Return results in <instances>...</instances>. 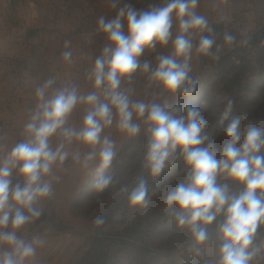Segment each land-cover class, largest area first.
<instances>
[{
	"label": "clouds",
	"instance_id": "obj_1",
	"mask_svg": "<svg viewBox=\"0 0 264 264\" xmlns=\"http://www.w3.org/2000/svg\"><path fill=\"white\" fill-rule=\"evenodd\" d=\"M197 5L198 0H167L162 6L142 11L125 5L110 20L100 17L99 30L107 35L110 44L96 58L88 78L95 89L102 91L103 100L95 91L79 94L76 85L54 89L49 97L47 92L54 84L51 78L36 89L38 103L24 126L26 138L0 155V264H27L36 256L42 242L25 240L18 233L42 215L37 205L53 195L52 184L45 178L52 174L57 162L68 159L66 146L76 141L91 149L83 155L75 152L72 159L84 168L97 161L93 183L96 193L103 194L113 184L114 177L106 170L116 158L117 149L115 141L102 137V132L112 126L115 117L121 133L138 135L141 125L133 120L134 114L147 124L144 166L150 177H160L166 167L174 164L177 152L187 166L184 181L167 189L164 204L175 210L177 225L192 233L189 251L197 256L203 254L202 246L209 240L208 227L223 216L216 229L217 264H252L264 254V241L255 242L257 229L264 226V127L249 122L242 136L241 120L247 114L237 115L224 130L221 147L215 141L204 146L209 120L197 105L188 102L185 114H179L182 110L178 105L132 101V90L122 87V82L131 81L139 70L150 72L149 82L158 83L170 94L191 98L197 93L198 80L190 75L193 52L213 54L216 43L213 36L200 35L194 45L196 34L211 31L207 18L197 13ZM173 14L177 24L173 50L170 55L158 57V66L152 70L149 62L141 63V57L145 50L168 45ZM124 20L126 33L122 30ZM235 42L233 34L224 35L226 45ZM71 55L69 51L63 53L65 60H70ZM78 104L91 107L77 130L66 125ZM232 109L233 101L229 100L222 122ZM57 134L60 141L53 149L50 138ZM14 171L23 178L22 184L13 185ZM221 175L240 185L241 190L230 192L227 183L218 184ZM147 192L148 182L141 178L128 195L130 206L147 207Z\"/></svg>",
	"mask_w": 264,
	"mask_h": 264
},
{
	"label": "rangeland",
	"instance_id": "obj_2",
	"mask_svg": "<svg viewBox=\"0 0 264 264\" xmlns=\"http://www.w3.org/2000/svg\"><path fill=\"white\" fill-rule=\"evenodd\" d=\"M235 11L240 17H235L230 23V14H236ZM123 22L125 27L122 30L126 33V20ZM225 30L221 35L209 34L216 42L213 54H197L195 63L190 61V75L198 80L197 93L193 97L163 91L158 83L149 82L150 72L141 73L138 70L131 81L122 82V87L132 90V101L178 105L182 110L179 114H185L186 103L197 105L209 120L205 129L208 139L204 146L215 141L218 148L222 146L224 130L234 116L247 114V118L241 120L239 130L242 136L249 122L264 127V0H249L248 6L241 9L228 8ZM226 33L236 37L231 46L224 43ZM109 44L106 39L105 46ZM92 47V42H89L85 57H76L78 62L83 60L85 66L88 63L86 78L89 82L92 80L88 75L96 60ZM172 50L171 41L165 47L157 45L152 51L145 50L141 63L149 62L154 70L158 66V57L170 55ZM84 73L79 72V77ZM229 100L233 101V109L222 122L221 116ZM133 120L141 125V131L136 136L121 133L115 117L112 126L104 129L105 136L117 145V156L106 170V174L114 177V182L103 194L96 193L93 188L96 170L91 171L92 174L81 184L71 187L66 184L73 199V214L88 222V227L86 233L69 232L65 247L57 249L46 264H217L219 241L216 229L223 216L217 217L208 227L209 240L202 246L203 254L197 256L189 251L193 242L192 233L187 227L177 225L175 210L168 209L164 204L167 189L184 181L187 166L177 152L174 164L166 167L160 177H150L144 166L147 124L135 114ZM141 178L148 182L146 199L149 203L147 207H132L128 195ZM217 183H227L230 192L241 190L240 185L222 175L218 176ZM98 219H102L103 223H98ZM55 227L52 223L45 224V229L40 228L35 233L40 237L48 236ZM60 229L58 227L56 232ZM261 241H264V226L257 229L255 242ZM252 264H264V254Z\"/></svg>",
	"mask_w": 264,
	"mask_h": 264
},
{
	"label": "crops",
	"instance_id": "obj_3",
	"mask_svg": "<svg viewBox=\"0 0 264 264\" xmlns=\"http://www.w3.org/2000/svg\"><path fill=\"white\" fill-rule=\"evenodd\" d=\"M166 2L167 0H0V155L7 154L15 144L26 138L24 126L38 103L35 91L48 79L54 80L52 88L47 92L49 97L54 94V89L76 85L79 94L87 95L95 91L103 100L102 91L95 89L93 81L89 82L86 78L88 63L85 66L83 60L78 62L76 58L85 57L88 53L85 48L89 42L93 46L92 55L97 58L102 54L108 38L99 30L100 17L106 20L107 16L110 20L125 5L142 11L152 6H162ZM248 2L249 0H198L196 11L207 18L211 31L196 34L193 43L197 44L200 35H221L228 26V8L241 9L247 7ZM234 13L236 14H230V23L235 17H240L237 11ZM171 31L172 42L177 35L175 14ZM66 51L72 54L70 60L63 57ZM197 56L194 51L191 59L193 64ZM93 66L94 63L91 70ZM79 72L85 73L79 77ZM90 107L78 104L66 126L80 129ZM103 136L105 131L102 132ZM59 141L58 134L50 138L53 149ZM90 150L74 141L65 148L69 153L68 159L57 162L52 174L45 178L52 184L53 195L39 202L37 206L42 209V215L18 233L25 240L42 242L37 246L36 256L27 264L49 263L54 252L65 247L69 232L86 233L88 222L73 214V199L68 189L87 180L91 171L96 170L97 161L90 162L84 168L72 159L75 152L79 151L83 155ZM11 179L13 184L18 179L23 180L16 171ZM66 184L69 185L68 188ZM50 223L56 225L54 232L48 236H37L35 232L40 228L45 229L44 225ZM58 227L62 229L56 232Z\"/></svg>",
	"mask_w": 264,
	"mask_h": 264
},
{
	"label": "built area",
	"instance_id": "obj_4",
	"mask_svg": "<svg viewBox=\"0 0 264 264\" xmlns=\"http://www.w3.org/2000/svg\"><path fill=\"white\" fill-rule=\"evenodd\" d=\"M18 182L22 184L23 183V180L22 179H18L17 182H15L13 185H15Z\"/></svg>",
	"mask_w": 264,
	"mask_h": 264
}]
</instances>
